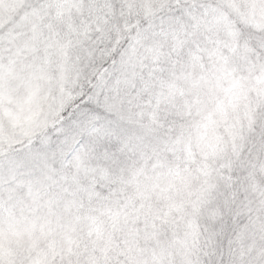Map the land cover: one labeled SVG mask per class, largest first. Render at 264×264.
<instances>
[{
	"label": "snow or ice",
	"instance_id": "obj_1",
	"mask_svg": "<svg viewBox=\"0 0 264 264\" xmlns=\"http://www.w3.org/2000/svg\"><path fill=\"white\" fill-rule=\"evenodd\" d=\"M0 264H264V0H0Z\"/></svg>",
	"mask_w": 264,
	"mask_h": 264
}]
</instances>
